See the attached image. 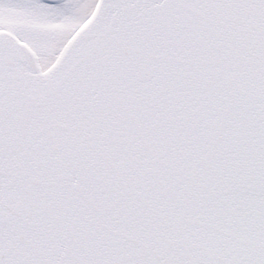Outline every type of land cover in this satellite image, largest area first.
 <instances>
[{"label": "snow or ice", "instance_id": "1", "mask_svg": "<svg viewBox=\"0 0 264 264\" xmlns=\"http://www.w3.org/2000/svg\"><path fill=\"white\" fill-rule=\"evenodd\" d=\"M0 264H264V0H0Z\"/></svg>", "mask_w": 264, "mask_h": 264}]
</instances>
